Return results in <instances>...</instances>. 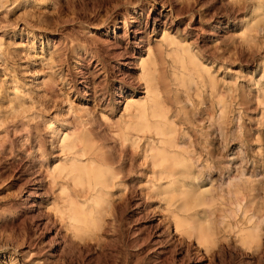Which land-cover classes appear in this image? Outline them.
I'll list each match as a JSON object with an SVG mask.
<instances>
[{"label": "rangeland", "instance_id": "374dc122", "mask_svg": "<svg viewBox=\"0 0 264 264\" xmlns=\"http://www.w3.org/2000/svg\"><path fill=\"white\" fill-rule=\"evenodd\" d=\"M150 48L187 167L167 179L159 138L124 140ZM177 53L198 62L184 85ZM64 134L120 171L102 227L80 237L58 212ZM238 201L259 248L241 242ZM187 213L209 249L177 230ZM0 264H264V0H0Z\"/></svg>", "mask_w": 264, "mask_h": 264}, {"label": "bare ground", "instance_id": "6f19581e", "mask_svg": "<svg viewBox=\"0 0 264 264\" xmlns=\"http://www.w3.org/2000/svg\"><path fill=\"white\" fill-rule=\"evenodd\" d=\"M147 53L149 60L141 62L147 98L144 101L134 100L135 102L130 105L132 120L126 126L124 140L129 141V136H133V133L136 134V138L139 134H150L159 138V145L152 147L149 152L152 153L153 167L157 166L161 169L162 176L159 178L167 179L172 177L176 170L187 171V167L184 157L175 152L182 147L176 143L175 130L168 118V110L159 89L160 85L157 82L159 70L154 52L150 48L147 49ZM175 58L180 70V74L175 78L179 85H184V78L187 73H190L188 64L197 67L198 62L194 56H190L187 60L180 53L175 54ZM191 81L194 82L193 79ZM62 143L68 157L65 161L59 162L56 168L54 167V173L63 181L61 190L63 207L57 210L61 217L69 222L70 229L80 237L81 234L90 233L102 227L103 215L111 206V189L118 181L120 171L102 155L100 147L90 135L71 137L64 134ZM133 143L136 144V141ZM181 195L184 197L182 208L185 212H189L196 201L184 192ZM241 202H237V207L247 220L238 228L241 242L245 247L258 246L261 244L259 227L252 222V217L247 216L250 207L243 206ZM196 204L203 205L202 202ZM195 216L189 213L185 216L177 215L176 228L188 235L196 234L199 243L207 250L215 243V233L202 224L197 226Z\"/></svg>", "mask_w": 264, "mask_h": 264}]
</instances>
